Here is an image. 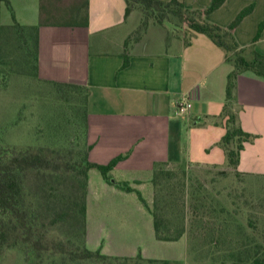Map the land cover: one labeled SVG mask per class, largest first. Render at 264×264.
<instances>
[{
    "label": "crops",
    "instance_id": "0c3cea01",
    "mask_svg": "<svg viewBox=\"0 0 264 264\" xmlns=\"http://www.w3.org/2000/svg\"><path fill=\"white\" fill-rule=\"evenodd\" d=\"M87 1L86 8L83 2V8L67 10L61 21H51L52 12L44 5L48 22L42 25L43 0L10 3L17 21L40 26L39 76L88 87L89 159L108 164L127 155L111 176L141 191L148 204L154 199L152 178L158 163L228 168L218 145L226 128L212 118L224 109L228 76L234 69L226 51L207 35L175 30L170 23L151 21L133 37L142 22L140 10L126 16L125 0ZM180 1L202 9L213 0ZM249 6L253 10L236 27L234 36L241 47L264 55V0H225L207 19L226 27ZM235 97L242 128L256 135L253 142L245 143L238 171L264 177V79L251 71L240 73ZM182 98L193 101L189 113L177 111ZM96 170L89 172L88 248L117 256L134 257L140 252L145 259L165 263L173 259L156 254L159 244L175 241L157 239L153 216L138 193L109 183ZM140 221L147 235L132 239L130 233ZM177 242L183 243L190 258L186 234Z\"/></svg>",
    "mask_w": 264,
    "mask_h": 264
},
{
    "label": "trees",
    "instance_id": "16d2710c",
    "mask_svg": "<svg viewBox=\"0 0 264 264\" xmlns=\"http://www.w3.org/2000/svg\"><path fill=\"white\" fill-rule=\"evenodd\" d=\"M7 3L12 10L13 22L5 25L0 23V60L3 51V37L15 40V46L22 51L28 66L34 74L39 76V25H25L17 21L13 13L10 0H0ZM126 16L138 9L143 18L138 30L133 37L140 35L153 21L159 24L170 23L177 30L183 27L193 33L205 34L213 42L221 46L227 53V59L234 65L233 71L228 76L226 88L227 101L222 113L212 117L216 124L222 123L226 133L218 142L225 152L227 167L237 176H245L238 171L241 151L246 142H253L256 135L246 132L240 123L239 113L235 104L236 80L240 73L251 71L264 79V55L248 47H241L237 42L234 32L239 23L253 10V6L244 8L236 18L226 27L212 23L207 16L218 9L225 0H213L211 5L202 9L187 7L180 0H125ZM88 1H84L85 8ZM40 24L47 23V18L41 9ZM47 13V12H46ZM45 13V14H46ZM173 15V16H170ZM175 19V20H174ZM84 24H87L85 21ZM260 31L256 36L259 38ZM8 38V39H9ZM129 37L126 40L128 45ZM1 62V61H0ZM125 62L124 65H126ZM63 86H73L86 90L85 96V126L86 150L75 160L68 158L67 152L62 149L50 147L29 148L12 151L0 148V256L4 248L18 247L24 251L28 264H67L76 259L109 261V264H127L132 258L143 259L157 263L154 259H145L139 252L136 256L108 255L102 249L92 250L87 246V195L89 187V172L97 169L103 177L112 183L111 171L117 163L127 155H120L108 164H99L89 159L92 144L88 141V98L89 89L85 85L48 81ZM167 166L183 168L185 164L158 163L155 166L152 184L154 188L160 185V179L169 171ZM170 178V175H168ZM35 183L44 180V185L36 186L30 194L28 183L30 179ZM64 179L67 193L57 194L55 188H47L48 179ZM115 184L127 192L136 191L139 199L153 216L154 230L157 239L162 241H177L185 233L186 228L171 226L167 217L165 206L158 193L154 195L152 204H148L141 191L133 188L128 182ZM67 223L68 227L80 238L81 245L70 249L61 236L55 234L60 225ZM249 227L255 228L254 220H249ZM252 233L256 234L255 231ZM264 239V233L262 235ZM248 242L232 256L237 259L229 264H264V243L258 242L256 237L247 235ZM264 242V241H263ZM70 243V242H69Z\"/></svg>",
    "mask_w": 264,
    "mask_h": 264
},
{
    "label": "rangeland",
    "instance_id": "374dc122",
    "mask_svg": "<svg viewBox=\"0 0 264 264\" xmlns=\"http://www.w3.org/2000/svg\"><path fill=\"white\" fill-rule=\"evenodd\" d=\"M83 2L43 0L52 12L51 21L66 19V11L74 6L83 8ZM5 20L13 22L12 10L6 2L0 1V23L5 24ZM169 26L174 27L173 24ZM8 38L7 35L3 37L0 60V148L7 149L9 154L39 147L64 149L68 158L75 160L86 150V90L39 79L25 62L22 51L15 46V40ZM166 170L170 174L160 179L158 190L153 188V194L158 193L162 199L171 226L186 228L191 256L189 258L185 252L182 242H162L156 254L163 258L173 257L169 262L151 263L132 258L125 263L229 264L238 258L232 253H237L248 242L247 235L264 243V177L237 176L229 168L189 164L183 168L167 166ZM45 183L30 179L28 192L31 194L37 185ZM47 184V188H55L57 194L67 193L62 178L60 181L48 179ZM147 190L148 186H143L144 194ZM136 217L137 213L134 221ZM138 217L141 216L138 214ZM250 219L254 220V229L249 227ZM140 222L141 225L135 226L130 233L132 239L147 235L146 227ZM68 226L67 223L60 225L55 234L68 242L70 249H75L81 241ZM0 264L28 263L21 248L7 247L2 251ZM67 264H109V261L76 259Z\"/></svg>",
    "mask_w": 264,
    "mask_h": 264
},
{
    "label": "built area",
    "instance_id": "2783aa9c",
    "mask_svg": "<svg viewBox=\"0 0 264 264\" xmlns=\"http://www.w3.org/2000/svg\"><path fill=\"white\" fill-rule=\"evenodd\" d=\"M193 109V101L190 98H182L177 104V111L180 114L189 113Z\"/></svg>",
    "mask_w": 264,
    "mask_h": 264
},
{
    "label": "water",
    "instance_id": "95a60500",
    "mask_svg": "<svg viewBox=\"0 0 264 264\" xmlns=\"http://www.w3.org/2000/svg\"><path fill=\"white\" fill-rule=\"evenodd\" d=\"M112 181H113V182H115V180H114V179H112Z\"/></svg>",
    "mask_w": 264,
    "mask_h": 264
}]
</instances>
